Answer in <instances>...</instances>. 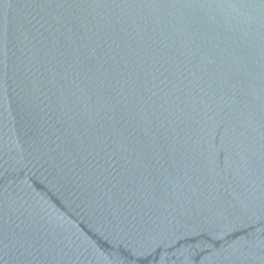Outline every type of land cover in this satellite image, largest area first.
Instances as JSON below:
<instances>
[{
    "label": "water",
    "instance_id": "1",
    "mask_svg": "<svg viewBox=\"0 0 264 264\" xmlns=\"http://www.w3.org/2000/svg\"><path fill=\"white\" fill-rule=\"evenodd\" d=\"M0 264H264V0H0Z\"/></svg>",
    "mask_w": 264,
    "mask_h": 264
}]
</instances>
